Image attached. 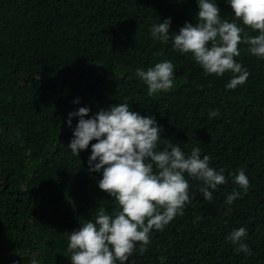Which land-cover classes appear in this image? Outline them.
<instances>
[{
    "label": "trees",
    "instance_id": "trees-1",
    "mask_svg": "<svg viewBox=\"0 0 264 264\" xmlns=\"http://www.w3.org/2000/svg\"><path fill=\"white\" fill-rule=\"evenodd\" d=\"M213 2L222 19L235 20L227 0ZM198 12V0H0V264H71L65 233L94 222L101 208L119 210L95 188L102 172L89 171L97 141L73 155L68 145L79 117L67 123L81 107L90 119L119 103L155 117L160 150L167 140L186 155L199 147L228 181L209 202L202 182L186 174L191 203L184 215L153 229L147 252L126 264H161V257L163 264H264V59L241 44L237 62L250 75L226 89L231 72L223 80L205 76L191 54L150 34L169 18V34H178L186 22L198 23ZM165 60L175 64L174 87L149 96L136 70ZM239 169L249 179L247 193L230 175ZM233 190L240 197L223 206ZM241 227L251 255L226 239Z\"/></svg>",
    "mask_w": 264,
    "mask_h": 264
},
{
    "label": "clouds",
    "instance_id": "clouds-1",
    "mask_svg": "<svg viewBox=\"0 0 264 264\" xmlns=\"http://www.w3.org/2000/svg\"><path fill=\"white\" fill-rule=\"evenodd\" d=\"M227 2L234 12L233 22L221 18V10L213 0H198L195 26L186 22L178 34L170 35L172 22L169 18L153 24L150 34L163 44L171 39L174 50L191 54L193 63L205 76L223 80L231 72L233 76L226 89H236L244 85L250 75L237 62L241 55L239 46L246 45L250 54L264 59V0ZM235 21L242 22L258 35H249ZM174 66L165 60L147 70L138 68L136 75L146 83L148 95L152 96L173 89ZM188 79L193 81L190 75ZM196 91L195 85L194 93ZM89 112V108L81 107L69 114V127L72 117H79V121L68 147L73 155L80 156L92 141H97L91 144L89 171L102 172V179L96 181L95 188L97 192L104 191L111 196L119 210L110 215L101 208L94 222L86 221L78 230L65 233L69 240L70 261L71 264H126L137 252H147L153 229L163 231L176 216L184 215L185 206L191 203L186 174L202 182L199 192L209 202L213 199V191L228 181L224 169L217 171L210 167V157L202 156L199 147L186 155L178 144L167 140L160 150L162 129L155 117L142 116L126 103L101 109L92 118L85 119ZM218 115V110L212 111L210 118ZM230 175L247 193L250 182L245 170L239 169ZM240 195L239 191L233 190L223 206L231 205ZM200 219L196 217V220ZM247 235V229L241 227L233 230L226 239L236 246L237 252L251 255L249 246L244 243ZM164 259L160 258L161 264ZM131 264L135 261L131 260Z\"/></svg>",
    "mask_w": 264,
    "mask_h": 264
}]
</instances>
